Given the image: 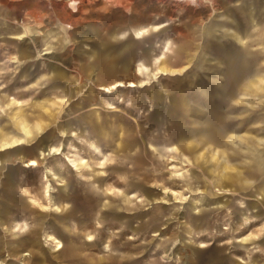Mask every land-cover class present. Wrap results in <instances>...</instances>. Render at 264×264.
<instances>
[{"label":"rangeland","instance_id":"obj_1","mask_svg":"<svg viewBox=\"0 0 264 264\" xmlns=\"http://www.w3.org/2000/svg\"><path fill=\"white\" fill-rule=\"evenodd\" d=\"M77 1L71 13L70 0H0V147L26 140L0 151V264H264V219L232 218L252 213L239 202L253 193L213 196L211 185L208 193L187 185V173L194 182L200 171L192 141L221 137L205 125L228 95L216 63L236 48L244 75L253 69L244 51L264 55L253 43L230 46L225 27L264 36V0ZM105 49L115 57L105 59ZM125 62L144 71L140 81L133 67L121 70ZM116 80L147 85L98 91ZM247 80L234 79L241 87ZM247 108L253 114L235 121L263 115ZM54 148L63 155L44 156ZM31 160L41 166L27 167ZM198 192L223 209L199 203ZM199 209L213 219L206 233L185 217Z\"/></svg>","mask_w":264,"mask_h":264},{"label":"crops","instance_id":"obj_2","mask_svg":"<svg viewBox=\"0 0 264 264\" xmlns=\"http://www.w3.org/2000/svg\"><path fill=\"white\" fill-rule=\"evenodd\" d=\"M262 10L261 13L264 14V9ZM242 39L245 43L243 42L240 44L236 38V42L230 40V46L250 47V43H253L258 45L262 52H264V36L261 38L258 37L257 39ZM219 40L222 41V39ZM250 51L251 50L249 49V52ZM237 52L238 50L236 48L235 50L230 49L228 63L231 61L239 63L233 58L235 55L238 57ZM244 52L245 58H248L245 63L246 68L248 69L251 67L253 69L248 70L244 75H240V77L234 76L231 78V76L225 72L227 64L226 60L216 63L220 70L214 77L219 78L216 81L217 85H223V90L226 89L228 95H225L224 91L222 93L223 96H221L220 99L215 100L214 103L219 105V107L216 108L219 110L218 113H216V116L218 115V117H216L217 119L215 121L208 120L205 125L214 126V131L221 130V137L218 139V137L214 135L213 139V135L207 132L208 134L196 137L195 140L192 141L197 143V146L193 148H199L198 153L195 156V159L197 158L195 167L200 171L199 173H194L197 177V181L194 182L189 181V173H187V185L193 189H200L205 192H207L210 187L209 185H211L213 187V196L233 195V193H236L237 191H242L248 194L253 193L254 200L252 202L248 204L245 202H239L240 205L247 206L252 213L250 215H232L233 219H240V222H252L254 220L263 221L264 219V55H262V53L253 54L252 52L249 55L247 51ZM224 78L229 79L228 86L222 81ZM235 78H246L248 80L246 84L241 87L237 85L236 81H234ZM255 98H258L260 102L255 104L253 100ZM237 105H239V107ZM248 106H250L251 109H257L258 106L262 107L263 115L261 114L260 117L255 115L256 117L254 116L245 120L235 121L234 117L241 118L249 115V113L253 114V110H249L247 108ZM184 109L185 107H183V110ZM226 127H230V132L228 135L222 136V131L226 129ZM185 134V128L182 127L183 141H187L185 139ZM187 143L190 145V140H188ZM211 173L214 175V184L210 181L204 180L212 178ZM224 174H227V176ZM184 188L183 184V190ZM198 193L200 195L196 197H198L197 199H199V203L200 201L205 203L208 202L206 194ZM205 205H213V209H223L220 207L223 205V201L213 200V202L210 201ZM199 210L201 211L200 215H196L195 213H189L188 215L187 213L185 217L188 222L191 221L196 223L194 226L197 227L199 233H206V223L212 222L213 219L209 218L207 214H204V209ZM2 238L3 237L0 235L1 240ZM11 244L12 243L9 242V246ZM23 259L26 260L25 258Z\"/></svg>","mask_w":264,"mask_h":264},{"label":"bare ground","instance_id":"obj_3","mask_svg":"<svg viewBox=\"0 0 264 264\" xmlns=\"http://www.w3.org/2000/svg\"><path fill=\"white\" fill-rule=\"evenodd\" d=\"M81 1V0H80ZM184 1H187V2H191V1H195V0H184ZM70 8L73 10V12L71 11V13H75V11H77V12H79L80 11V3H79V1H77V0H70ZM193 3H195V2H193ZM68 6V5H67ZM68 8V7H67ZM228 20V19H227ZM233 20V19H232ZM59 21H60V24L59 25H61L62 27H65V28H67V24L66 23H64L63 22V20H61V19H59ZM234 21V20H233ZM59 23V22H58ZM234 23V22H233ZM218 26H220V25H218ZM222 26V25H221ZM225 27V26H224ZM227 30H228V32H230V33H232L233 35H234V37L238 40V42L240 43V44H242L244 41H243V36H239L238 35V32H237V30H235L233 27H225ZM145 33H146V31H137L136 32V36L137 37H142V36H144L145 35ZM27 35H28V33H27ZM24 37H27L26 35H24ZM217 39H218V37H217ZM257 39V38H256ZM116 53H117V51L116 50H111V49H105V52L103 53L104 54V58L105 59H107V60H110V59H112V58H114L115 57V55H116ZM100 57H102V56H100ZM115 60V59H114ZM113 60V61H114ZM123 61V60H122ZM121 70L122 71H126V72H129L130 71V73H131V70H132V67H131V65H127L126 63H125V65H123L122 66V68H121ZM138 72L140 73V74H142V73H144V71L142 70V69H138ZM145 85H147L146 84V82H142V84H139V83H136V82H133V81H130V82H124V81H122V80H116V81H114L112 84H110L109 86H104V85H102L101 87H99L98 88V91H101L102 93H104V94H107V95H114L115 93H117L118 91H119V89H122V88H129V89H135V88H140V87H146ZM41 103V102H40ZM44 107V106H43ZM50 107V106H49ZM52 108V107H51ZM22 114V113H21ZM42 114L44 115V112H42ZM26 117H27V115H26ZM28 118V117H27ZM29 120V119H28ZM50 122V121H49ZM48 122V123H49ZM54 122V121H53ZM51 123V122H50ZM49 123V124H50ZM245 125V124H244ZM25 127V126H24ZM227 128V127H226ZM244 129V128H243ZM4 136V135H3ZM15 137V136H14ZM172 140H174V138H172ZM25 141L26 140H19V141H12V142H8V143H5V144H3L1 147H0V151H2V150H7V149H11V148H14V147H16V146H19V145H22L23 143H25ZM170 150V149H169ZM128 151V150H127ZM179 151V150H178ZM116 152V151H115ZM63 153H64V148H54V149H49V150H47V153H45V155L44 156H50V157H55V156H60V155H63ZM122 153V152H121ZM95 154V153H94ZM100 155V154H99ZM119 155V154H118ZM95 156V155H94ZM93 156V157H94ZM97 156V155H96ZM173 157V156H172ZM9 160V159H8ZM174 161V160H173ZM41 162V161H40ZM40 162H38V161H35V160H31V161H29V162H27V164H28V166L27 167H29V168H32V167H37V168H39V166H41L40 165ZM133 162V161H132ZM214 164V163H213ZM76 165V164H75ZM215 165V164H214ZM76 168L78 169V166H76ZM208 168V167H207ZM48 169V168H47ZM74 169H75V167H74ZM216 169V168H215ZM184 171V170H183ZM50 173V172H49ZM51 174V173H50ZM175 174H177L179 177H184V174H182V173H175ZM92 175V174H91ZM225 175V174H224ZM188 176V175H187ZM225 176H227V174L225 175ZM50 177V176H49ZM227 178V177H226ZM54 179H56V177H54ZM113 179V178H112ZM115 180V179H114ZM117 181V180H116ZM191 182V181H190ZM187 183V182H186ZM184 184V183H183ZM132 185V184H131ZM219 192V191H218ZM201 193V192H200ZM171 195H174V196H176L177 194L176 193H173L172 192V194ZM190 196H191V194H190ZM194 196V195H193ZM192 197V196H191ZM15 198V197H14ZM45 198H48L49 199V202H50V204H52V197H51V186L50 185H47V187H46V194H45ZM169 198V197H168ZM190 198V197H189ZM114 200H115V198H114ZM117 201V200H116ZM126 201H127V199H126ZM131 202V201H130ZM141 202V201H140ZM213 202V201H212ZM174 203V202H173ZM175 204H177V203H175ZM116 207V206H115ZM43 208L44 209H47L48 207H46V206H43ZM49 209V208H48ZM52 209V208H51ZM56 209V208H55ZM134 209V208H133ZM132 209V210H133ZM140 209V208H139ZM57 210H59V208H57ZM130 210V209H129ZM199 211V210H198ZM133 212H135V211H133ZM132 215V214H131ZM197 215V214H196ZM5 229V228H4ZM125 232H127V231H125ZM6 238V237H5ZM49 238V241H51V242H55L57 245H58V250H60V249H62L63 248V246H61V242H59V241H57V239L56 238H54L53 236H49L48 237ZM3 239H4V237L2 238V240L0 239V245H2V242H4L3 241ZM92 239V238H91ZM135 240V239H134ZM6 245L8 246L9 245V242L8 243H6ZM110 247V246H109ZM26 256H28V254L26 255ZM21 258V257H20ZM21 260V259H20Z\"/></svg>","mask_w":264,"mask_h":264},{"label":"water","instance_id":"obj_4","mask_svg":"<svg viewBox=\"0 0 264 264\" xmlns=\"http://www.w3.org/2000/svg\"><path fill=\"white\" fill-rule=\"evenodd\" d=\"M135 38V37H134ZM135 40V39H134ZM137 40H139V39H137ZM135 54V53H134ZM134 54H129V55H127L126 57H125V60L127 61H134ZM146 54V58L147 57H149V53L148 52H146L145 53ZM203 62V61H202ZM126 63V62H125ZM226 66H227V69H225V72H227V74L229 75V76H231V78H233L234 76H236V77H240V75H241V71L238 69V63H235V64H233V63H231L230 64V66H228V63L226 64ZM132 67H133V70H132V79L134 80V81H136V82H138V81H140L141 79H142V76L141 75H139V72L135 69V67H136V64L134 63V65H132ZM229 67V68H228ZM136 73L138 74V75H136ZM227 75V76H228ZM126 80H129V78H127Z\"/></svg>","mask_w":264,"mask_h":264},{"label":"snow or ice","instance_id":"obj_5","mask_svg":"<svg viewBox=\"0 0 264 264\" xmlns=\"http://www.w3.org/2000/svg\"><path fill=\"white\" fill-rule=\"evenodd\" d=\"M89 239H91V237H89Z\"/></svg>","mask_w":264,"mask_h":264}]
</instances>
